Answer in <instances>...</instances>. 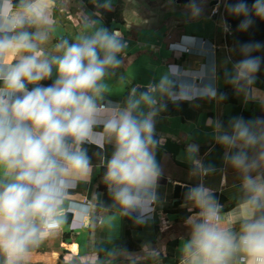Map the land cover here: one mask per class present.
<instances>
[{
    "label": "clouds",
    "instance_id": "9594fccd",
    "mask_svg": "<svg viewBox=\"0 0 264 264\" xmlns=\"http://www.w3.org/2000/svg\"><path fill=\"white\" fill-rule=\"evenodd\" d=\"M229 9L243 17L242 29L253 17L264 20V0H238ZM49 24V0H0V264H28L60 226L71 189L92 170L85 144L113 145L104 181L125 213L146 214L155 199L153 92L173 94L167 77L113 104L103 81L122 63L121 34L89 24L71 41L61 39L53 54L44 47ZM257 67L253 57L239 61L229 82H250ZM221 129L218 140L240 174L242 197L224 216L211 189L187 190L194 211L179 264H264V121L234 117Z\"/></svg>",
    "mask_w": 264,
    "mask_h": 264
},
{
    "label": "crops",
    "instance_id": "0c3cea01",
    "mask_svg": "<svg viewBox=\"0 0 264 264\" xmlns=\"http://www.w3.org/2000/svg\"><path fill=\"white\" fill-rule=\"evenodd\" d=\"M212 2L225 0H49L46 51L55 54L61 39L71 41L89 24L121 34L126 47L120 67L103 81L106 100L122 106L163 77L173 94L153 92L160 174L150 210L125 213L104 181L113 145L85 144L92 170L71 189L60 226L32 251L28 264H179L194 210L188 201L174 202L175 185L211 189L224 216L235 209L241 177L225 161L228 150L218 136L234 117L264 121V75L229 82L238 63L233 35L225 33L222 14L210 16ZM259 56L264 61V44ZM180 92L187 95L179 98Z\"/></svg>",
    "mask_w": 264,
    "mask_h": 264
},
{
    "label": "water",
    "instance_id": "95a60500",
    "mask_svg": "<svg viewBox=\"0 0 264 264\" xmlns=\"http://www.w3.org/2000/svg\"><path fill=\"white\" fill-rule=\"evenodd\" d=\"M188 0H180L181 3H184ZM238 2V0H225L223 9H222V17L225 23L231 29L233 38H232V54L239 62L248 57L255 58L257 62V69L251 73L252 75H256L258 77H263L264 75V61L259 56V48L264 44V20L253 17V23L242 29L240 27L242 16L233 15L230 12L229 6ZM246 2L251 6L253 0H246ZM216 2H212L215 4ZM243 81L240 83L242 84ZM82 184L79 183V187ZM191 188L189 186H174L173 199L174 202L178 201H187L185 199V193L187 190Z\"/></svg>",
    "mask_w": 264,
    "mask_h": 264
},
{
    "label": "built area",
    "instance_id": "2783aa9c",
    "mask_svg": "<svg viewBox=\"0 0 264 264\" xmlns=\"http://www.w3.org/2000/svg\"><path fill=\"white\" fill-rule=\"evenodd\" d=\"M223 6H224V3H220V2L216 3L211 9L210 16L211 17L220 16V14H222ZM223 29L225 30L226 34L228 35L232 34L231 29L226 23H224ZM185 51L188 52L189 51L188 48H185Z\"/></svg>",
    "mask_w": 264,
    "mask_h": 264
},
{
    "label": "trees",
    "instance_id": "16d2710c",
    "mask_svg": "<svg viewBox=\"0 0 264 264\" xmlns=\"http://www.w3.org/2000/svg\"><path fill=\"white\" fill-rule=\"evenodd\" d=\"M99 11H100L101 14H104V15L107 13V12H105V11L102 10V9H100ZM240 199H241V198H240ZM231 205H233V204H231ZM0 260H2V258H0ZM75 264H80V263H79V262H76Z\"/></svg>",
    "mask_w": 264,
    "mask_h": 264
}]
</instances>
